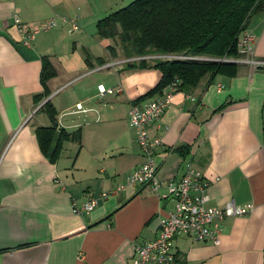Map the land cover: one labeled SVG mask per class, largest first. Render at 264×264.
<instances>
[{
    "label": "crops",
    "instance_id": "obj_1",
    "mask_svg": "<svg viewBox=\"0 0 264 264\" xmlns=\"http://www.w3.org/2000/svg\"><path fill=\"white\" fill-rule=\"evenodd\" d=\"M121 2L0 0V264H133L136 246L155 239L160 218L173 209L161 196L164 189L126 184L144 162L128 112L161 73L126 63L106 66L126 57L112 39L98 36L96 23ZM16 16L25 25L75 19L78 29L60 24L37 34L28 47ZM247 29L256 36L255 57L264 61V12L253 15ZM43 56L56 69L46 100L57 111L58 127L82 133L81 144L64 143L55 163L41 152L35 134L37 126L50 125L39 111L43 102L34 100L43 90ZM238 64L235 77L218 75L212 84L205 77L191 91L176 92L150 128L162 138L156 151L160 180H180L192 163L211 182L208 205H253L248 214L222 221L217 244L176 235L182 264H264V66ZM99 85L120 92L100 94ZM120 184L123 190L88 214H74V202L81 205L88 193Z\"/></svg>",
    "mask_w": 264,
    "mask_h": 264
},
{
    "label": "trees",
    "instance_id": "obj_2",
    "mask_svg": "<svg viewBox=\"0 0 264 264\" xmlns=\"http://www.w3.org/2000/svg\"><path fill=\"white\" fill-rule=\"evenodd\" d=\"M264 12V0H133L111 12L96 23L101 38L112 39L126 58L159 55H183L188 59H141L127 62L129 69H157L160 81L135 102L144 101L162 91L174 78L180 80L179 90L189 92L208 77L212 84L218 75L235 77L239 64L225 59L239 56L237 40L247 29L250 18ZM116 55L115 47H109ZM89 54L86 63L91 67ZM40 72L42 92L34 96L49 120L48 126H37L35 134L41 152L55 163L65 142L81 144L80 129L68 132L58 127L57 111L51 101L48 81L56 76L49 57L43 56ZM99 64L104 59L99 58ZM134 102V103H135ZM182 155L186 147L177 149Z\"/></svg>",
    "mask_w": 264,
    "mask_h": 264
},
{
    "label": "built area",
    "instance_id": "obj_3",
    "mask_svg": "<svg viewBox=\"0 0 264 264\" xmlns=\"http://www.w3.org/2000/svg\"><path fill=\"white\" fill-rule=\"evenodd\" d=\"M20 34L21 43L31 46L37 34L48 31L60 24L69 23L70 32L78 29L75 19L65 17H51L36 24L25 25L19 18H14ZM256 36L252 31L245 29L238 36L237 48L239 56L225 59L236 63L248 65L251 69L264 66V61L255 57ZM188 59L181 55H156L131 57L121 62H110L106 66H114L118 63L140 61L141 59ZM180 80L174 78L162 89L156 98L135 102L128 112L129 125L135 130L136 142L142 151L144 162L134 169L126 178L127 185L150 187L155 193L165 190L161 196L173 202V209L159 220V232L155 239L144 242L135 248L132 258L133 264H182L174 251L173 240L178 234H186L196 241H212L217 244L222 233V221L228 217L248 214L252 204L238 205L233 200L224 205L215 207L208 205V188L211 184L204 178L203 173L188 163L186 171L180 180L162 181L158 178V164L156 151L162 145V138L151 134L150 128L160 120L165 110L170 105L172 98L179 91ZM100 94H114L120 89H106L103 85L98 86ZM77 110L82 109L81 104L76 105ZM125 187L124 184L116 188L103 191L98 195L88 193L87 198L81 205L73 203V212L76 215H84L91 212L100 201L118 194Z\"/></svg>",
    "mask_w": 264,
    "mask_h": 264
},
{
    "label": "rangeland",
    "instance_id": "obj_4",
    "mask_svg": "<svg viewBox=\"0 0 264 264\" xmlns=\"http://www.w3.org/2000/svg\"><path fill=\"white\" fill-rule=\"evenodd\" d=\"M131 1H133V0H123V2H121V3H123V4H120L121 6H117V7H123L124 5H127V4H129ZM123 5V6H122ZM117 9H119V8H117ZM115 11V10H114ZM149 55H151V56H156V55H159V54H149ZM155 59H156V57H155ZM154 58H152V59H148V61H150V62H153L154 60H155ZM157 59H160V58H157ZM135 62H137V61H135ZM73 151V150H72Z\"/></svg>",
    "mask_w": 264,
    "mask_h": 264
}]
</instances>
